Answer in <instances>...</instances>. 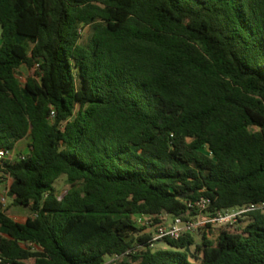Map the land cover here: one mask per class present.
<instances>
[{"label":"trees","instance_id":"16d2710c","mask_svg":"<svg viewBox=\"0 0 264 264\" xmlns=\"http://www.w3.org/2000/svg\"><path fill=\"white\" fill-rule=\"evenodd\" d=\"M27 138L0 162L33 212L0 201L6 262L264 264L260 212L166 248L137 222L264 202V0H0V149Z\"/></svg>","mask_w":264,"mask_h":264},{"label":"built area","instance_id":"2783aa9c","mask_svg":"<svg viewBox=\"0 0 264 264\" xmlns=\"http://www.w3.org/2000/svg\"><path fill=\"white\" fill-rule=\"evenodd\" d=\"M54 115V112H53ZM14 150L0 149V162L3 161H14L13 160ZM0 201L4 207H7L8 200L6 196H0ZM211 200L209 198H201L200 200L194 203V206L201 211H206L211 206ZM251 212H260L264 214V202L252 203L244 206H238L230 209L219 210L214 214L208 215H199L193 220H184L181 217H173V220L168 222L166 218L168 215H161V223L155 225V218L152 216H142L139 217L137 222H141L140 219L144 217H150L151 221L147 224L140 225L149 227L147 231L153 232L152 239L150 242L151 247H155L160 243V240L171 238V239H180L184 235L194 234L196 230L202 225L212 224L214 226L222 225H237L241 222V217ZM138 223V224H139ZM25 247L32 248L37 250L38 246L31 242L24 243ZM142 248V246H139ZM136 249H130L125 254H117L113 257H110L107 261L102 264H117L120 260L125 258L127 255L132 254ZM0 264H12L6 262L2 257H0ZM25 264H33L30 261H25Z\"/></svg>","mask_w":264,"mask_h":264},{"label":"rangeland","instance_id":"374dc122","mask_svg":"<svg viewBox=\"0 0 264 264\" xmlns=\"http://www.w3.org/2000/svg\"><path fill=\"white\" fill-rule=\"evenodd\" d=\"M90 33L91 30L90 28H87L83 31L82 33V38L80 40L81 44L87 45L89 42L90 38ZM35 69H27L26 67L21 68L20 70V77L22 80H24L27 76L29 75H34ZM28 138L24 139L23 145L21 146L20 149L14 150L13 152V160L19 159L22 155H25L28 152ZM11 184V180L3 179L0 181V196H6L8 200V205L5 207V210L7 211L8 215L11 216L14 220L18 222H25L28 217L33 215L32 210L29 207H23V206H18L14 205L12 202V199L8 196V189L9 185ZM71 188V185L67 179L66 176H62L57 182H56V189L58 191L59 195L65 194L69 189ZM173 217L169 218V221H172ZM139 225H144L147 224L151 221V218L149 217H144L140 219ZM247 220H245L246 223ZM149 232V231H148ZM201 231L196 230L194 232V235L197 239V242H201ZM159 248H166V243L161 242L159 245ZM195 247L192 248L194 250Z\"/></svg>","mask_w":264,"mask_h":264},{"label":"crops","instance_id":"0c3cea01","mask_svg":"<svg viewBox=\"0 0 264 264\" xmlns=\"http://www.w3.org/2000/svg\"><path fill=\"white\" fill-rule=\"evenodd\" d=\"M23 141L24 140H21V141H19L18 143H17V145H16V147H15V150H17V149H20L21 148V146L23 145ZM28 142H29V140H28ZM29 144V143H28ZM172 216H167V218H166V221H168V222H170L169 221V218H171Z\"/></svg>","mask_w":264,"mask_h":264},{"label":"water","instance_id":"95a60500","mask_svg":"<svg viewBox=\"0 0 264 264\" xmlns=\"http://www.w3.org/2000/svg\"><path fill=\"white\" fill-rule=\"evenodd\" d=\"M188 251L190 252V247H188Z\"/></svg>","mask_w":264,"mask_h":264}]
</instances>
